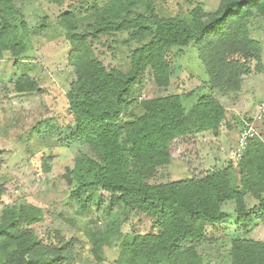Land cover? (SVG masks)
Instances as JSON below:
<instances>
[{"label": "trees", "instance_id": "16d2710c", "mask_svg": "<svg viewBox=\"0 0 264 264\" xmlns=\"http://www.w3.org/2000/svg\"><path fill=\"white\" fill-rule=\"evenodd\" d=\"M18 1L32 0H0V60L4 52L17 60L30 48V29ZM254 11L264 16V0H219L214 11L197 5L184 17L159 13L153 0H108L93 7L94 20L83 29L71 11L60 14L58 23L71 47L67 60L75 74L66 94L72 116L68 125L72 138L97 151L96 158L85 154L76 158L74 173L80 187H88L91 196L97 192V206L105 199L110 206L119 203L149 217L151 223L148 232L123 236L117 264H203L198 242L216 239L218 233L227 236L229 225L235 233H247L256 222L264 223V140L259 136L248 140L235 165L184 179H158L159 170L172 160L174 142L228 128L226 109L213 92L239 91L253 61L261 70L260 44L251 38L247 25ZM120 32L127 34L130 44L128 68L108 69L94 44L101 36ZM190 45L204 65L207 78L202 87L209 93H200L189 109L178 93L141 99L142 113L123 120L141 74L149 71L156 85L168 87L167 55L180 54ZM13 85L19 94L39 90L27 74ZM5 194V185L0 184V203ZM248 195L256 201L252 207L246 204ZM228 201L234 204L233 222L222 208ZM38 214L32 205L2 209L1 264L76 263L81 241L57 229L40 237L32 227ZM104 239L102 234L90 237L97 261ZM230 243V264H264V241L238 236Z\"/></svg>", "mask_w": 264, "mask_h": 264}, {"label": "rangeland", "instance_id": "374dc122", "mask_svg": "<svg viewBox=\"0 0 264 264\" xmlns=\"http://www.w3.org/2000/svg\"><path fill=\"white\" fill-rule=\"evenodd\" d=\"M107 1L61 0L58 4L18 1L16 6L30 29V48L17 60L4 52L0 61V184L6 188L0 214L5 206L36 207L39 214L32 227L37 235L44 238L48 230L57 229L81 241L75 264H117L115 260L123 236L148 232L151 225L149 217L119 203L110 206L105 199L103 205L97 206V192L91 196L88 187H80L81 181L74 173L80 154L96 158L97 151L86 142L72 138L68 125L72 116L68 112L66 94L75 74L67 60L71 47L58 20L63 11L69 10L79 19V28L83 29L94 20L93 7ZM218 2L153 0L157 11L170 17L187 16L197 5L207 12L214 11ZM247 25L251 38L260 44L261 70H257L253 61L250 64L252 72L243 76L239 91L213 92L214 98L226 109L228 128L222 127L218 134L210 132L174 142L172 160L159 170V180L200 176L208 170L235 165L237 161L231 158L233 146L240 129L247 124L253 127L255 136L264 140V16L254 11ZM126 38L127 34L120 32L101 36L95 42V51L106 68H128L130 44L126 43ZM194 48L190 45L180 54L167 55L171 75L166 88L156 85L149 71L141 74L128 98L130 103L123 120L142 113L138 105L141 99L178 93L183 95V105L189 109L200 93H209L207 87H202L207 76ZM22 74L34 78L39 90L17 93L13 82ZM234 115L235 122L232 121ZM234 167L230 170L232 177H235ZM255 203L251 196H246L248 207ZM222 208L233 222V202H226ZM234 229L229 225L227 236L218 233L214 236L216 239L196 244L203 264H230L232 237L264 241V223L256 222L247 233H235ZM100 234L105 239L99 252L101 260L97 261L91 253L90 237Z\"/></svg>", "mask_w": 264, "mask_h": 264}, {"label": "built area", "instance_id": "2783aa9c", "mask_svg": "<svg viewBox=\"0 0 264 264\" xmlns=\"http://www.w3.org/2000/svg\"><path fill=\"white\" fill-rule=\"evenodd\" d=\"M255 134L256 133L253 130V127L249 124H247L246 127L240 129L235 144L233 146V155L231 157L233 160L238 161L241 158L248 144V140L251 137L255 136Z\"/></svg>", "mask_w": 264, "mask_h": 264}, {"label": "crops", "instance_id": "0c3cea01", "mask_svg": "<svg viewBox=\"0 0 264 264\" xmlns=\"http://www.w3.org/2000/svg\"><path fill=\"white\" fill-rule=\"evenodd\" d=\"M0 61H2V60H0ZM237 118V117H236ZM238 119H240V117L238 118ZM237 120V119H236Z\"/></svg>", "mask_w": 264, "mask_h": 264}]
</instances>
